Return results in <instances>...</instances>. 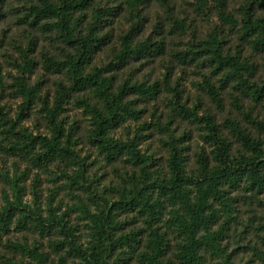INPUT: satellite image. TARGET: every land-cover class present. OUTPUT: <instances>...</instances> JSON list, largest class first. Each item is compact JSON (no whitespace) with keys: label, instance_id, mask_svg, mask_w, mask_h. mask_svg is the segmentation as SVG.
<instances>
[{"label":"trees","instance_id":"obj_1","mask_svg":"<svg viewBox=\"0 0 264 264\" xmlns=\"http://www.w3.org/2000/svg\"><path fill=\"white\" fill-rule=\"evenodd\" d=\"M6 1L0 0V16ZM123 1L139 10L149 0ZM197 1L200 5L206 4V0ZM253 2L264 8V0ZM253 7L252 2L242 7L243 37L252 40L257 33L255 42L260 47L264 46V18L255 17ZM88 11L90 17L84 23ZM113 12V7L98 4V0H39L38 4L30 5L24 15L25 22L32 27L55 29L56 38L67 46L62 60L51 57L46 66L64 71L69 86L57 84L53 103L45 101L43 104V118L50 132L34 134L21 125L23 118L20 113H24L27 104L36 100L39 89L29 86L25 76H21L19 94L23 96V103L17 112V119L9 117L0 107V135L4 140L2 147L9 155L45 169L48 163L60 157L77 159L71 140L74 123L67 127L63 113L71 93L84 90V95L77 102L90 116L89 139L100 152L106 154L107 159L123 154L140 166V174L131 183L130 195L124 192L119 200L123 209L137 207L144 216L146 230L143 234L139 229H132L115 236L118 222L114 207L91 211L80 200V205L73 208L81 212L80 217L90 229L87 240L82 241L78 233L79 224L70 223L66 219L68 213L59 214L60 206L54 205L52 198L47 201L45 210L37 200L35 206L26 205L22 200V175L15 173L11 177L7 172L3 174V179L9 185L11 194L5 193L4 204L0 203V247H8L20 254L18 260L6 257L9 264H118L112 258L117 249L123 255L130 253L129 250L134 251L132 254L138 264H210L209 260L217 257L221 258L218 264H236L223 244L235 212L236 197L232 196V192L243 187L250 192L264 191V121H259L250 112L243 114L253 124L252 130L236 120L226 121L241 146L237 154H233L214 118L204 116L202 120L212 150L210 155L204 150L200 152L197 173L186 171V158L179 147L180 141L172 136L166 141L169 148L167 170L163 173L156 171L153 176L151 168L156 166L155 155L141 152L139 141H123L111 133L128 118L140 117L136 101L128 99L131 93L154 98L159 88L129 80L115 88L112 77L105 75L106 69L93 65L95 54L103 49L106 41L102 31L104 17ZM220 16L229 22L235 20L226 11H221ZM178 26L185 28L183 24ZM197 46V55L205 57L210 64V73L203 76V89L219 106L222 105V98L212 82L216 68L223 71V86L229 78H234L239 87L256 101L264 96V82L259 84L246 78L247 73H254L256 69L250 63L241 61L239 55L227 53L218 31H212L207 38L198 41ZM163 48L161 40L147 37L133 44L131 34H123L113 62L122 67L131 60L160 54ZM189 57L197 58L189 53L182 54L184 60ZM227 68L229 71L225 72ZM93 97L96 99L93 100ZM179 110L188 112L187 115L194 118L198 116L197 110H190L186 105H179ZM13 228L47 238L50 250H45V244L39 240L30 243L28 240L9 239ZM170 232L177 239L172 248L168 237ZM4 239H7V244L3 243Z\"/></svg>","mask_w":264,"mask_h":264},{"label":"rangeland","instance_id":"obj_2","mask_svg":"<svg viewBox=\"0 0 264 264\" xmlns=\"http://www.w3.org/2000/svg\"><path fill=\"white\" fill-rule=\"evenodd\" d=\"M249 2L254 5V16L264 18V8L253 0H206L205 5H200L197 0H149L139 10L123 0H98V4L113 7L114 12L104 17L102 31L106 41L104 40L103 49L95 54L93 65L106 69L105 75L112 77L115 88L125 80L156 85L159 88L154 98L131 93L128 99L136 101L140 117L128 118L111 133L123 141H139L138 149L141 152L155 155L156 166L151 168L153 176L156 171L163 173L167 170L169 148L166 141L172 136L180 141L179 147L186 158V171L197 173L200 152L204 150L210 155L212 150L202 120L204 116L214 118L233 154H237L241 146L227 127L226 121L236 120L251 130L253 124L247 121L243 112H250L259 121H264V96L256 101L251 94L239 87L234 78H229L226 86H223V71L217 68L212 75V82L220 92L222 105L219 106L210 98L203 89V76L210 73V64L205 57L197 55L196 51L198 41L207 38L212 31H218L225 51L239 55L241 61L250 63L256 69L254 73H247L246 78L250 82L262 84L264 46H257V33L252 40L243 37L242 7ZM38 3L39 0H7L2 7L0 107L9 117L17 119V112L23 103V96L19 94V82L22 81L21 76H25L27 84L36 86L39 92L36 100L27 104L24 113H20L23 118L21 125L34 134H48L50 127L43 118V104L45 101L52 104L57 84L69 86V79L64 71H56L46 65L51 57L62 60L67 46L56 38L55 29L48 26L32 27L25 22L24 15L29 11L30 5ZM221 11L229 12L235 20L229 22L222 19ZM89 17L90 11L87 12L84 23L88 22ZM178 24H183L185 28ZM128 33L131 34L133 44L147 37L154 41L161 40L163 52L150 58L131 60L127 65L119 67L113 62L114 52L120 48V36ZM183 53L197 58L189 57L184 60ZM84 93V90L72 92L63 113L67 127L74 123L71 140L77 159L60 157L48 163L49 166L45 169L9 155L2 147L4 140L3 135H0V203L4 204L5 193L11 194L3 174L8 172L12 177L16 173L22 175L20 184L24 187L23 202L35 206L37 200L45 210L47 201L52 198L54 205L60 206L59 214L68 213L66 219L70 223L79 224L78 233L82 241L87 240L90 229L80 217L81 212L73 208L80 205V200L91 211L114 207L118 222L115 236L132 229H139L144 234V216L138 212L137 207L128 206L123 209L119 200L124 192L130 195L131 183L140 174V166L123 154L107 159L106 154L100 152L89 139L90 116L85 114L77 102ZM94 99L96 98L93 97ZM177 103L186 105L190 110H197L198 116L194 118L187 115L188 112L179 110ZM232 196L236 197L235 212L223 244L227 246L236 264H262L264 191L250 192L243 187L235 189ZM8 237L13 241L28 240L30 243L39 240L45 244V250H50L47 238H41L35 232H20L13 228ZM168 237L172 248L177 242L176 235L170 232ZM4 240L3 243L7 244V239ZM2 248L0 247V264H9V257L20 259L17 252L8 247ZM128 252L130 253L123 255L117 249L112 258L118 264H138L132 254L134 251ZM51 255L55 256L54 253ZM220 259H210L209 263L218 264Z\"/></svg>","mask_w":264,"mask_h":264}]
</instances>
